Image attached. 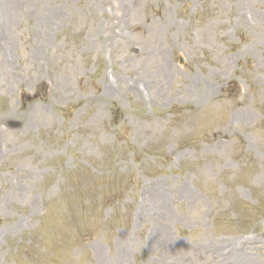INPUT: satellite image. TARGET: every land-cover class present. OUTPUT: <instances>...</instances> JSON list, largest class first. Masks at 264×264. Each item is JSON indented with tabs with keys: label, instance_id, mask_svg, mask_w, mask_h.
Masks as SVG:
<instances>
[{
	"label": "rangeland",
	"instance_id": "374dc122",
	"mask_svg": "<svg viewBox=\"0 0 264 264\" xmlns=\"http://www.w3.org/2000/svg\"><path fill=\"white\" fill-rule=\"evenodd\" d=\"M0 264H264V0H0Z\"/></svg>",
	"mask_w": 264,
	"mask_h": 264
}]
</instances>
